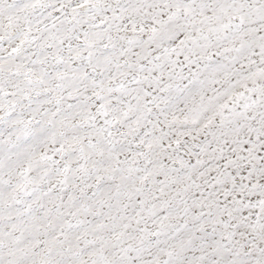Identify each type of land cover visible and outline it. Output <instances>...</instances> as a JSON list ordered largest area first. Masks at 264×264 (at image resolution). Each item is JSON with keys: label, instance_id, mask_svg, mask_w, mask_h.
Here are the masks:
<instances>
[{"label": "snow or ice", "instance_id": "obj_1", "mask_svg": "<svg viewBox=\"0 0 264 264\" xmlns=\"http://www.w3.org/2000/svg\"><path fill=\"white\" fill-rule=\"evenodd\" d=\"M0 264H264V0H0Z\"/></svg>", "mask_w": 264, "mask_h": 264}]
</instances>
